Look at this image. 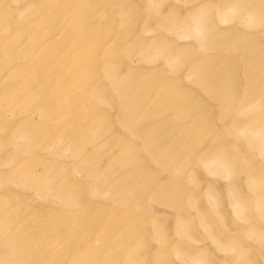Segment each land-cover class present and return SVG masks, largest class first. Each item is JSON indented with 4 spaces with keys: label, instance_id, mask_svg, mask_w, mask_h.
<instances>
[{
    "label": "rangeland",
    "instance_id": "1",
    "mask_svg": "<svg viewBox=\"0 0 264 264\" xmlns=\"http://www.w3.org/2000/svg\"><path fill=\"white\" fill-rule=\"evenodd\" d=\"M0 264H264V0H0Z\"/></svg>",
    "mask_w": 264,
    "mask_h": 264
},
{
    "label": "bare ground",
    "instance_id": "2",
    "mask_svg": "<svg viewBox=\"0 0 264 264\" xmlns=\"http://www.w3.org/2000/svg\"><path fill=\"white\" fill-rule=\"evenodd\" d=\"M251 39H248V42H250Z\"/></svg>",
    "mask_w": 264,
    "mask_h": 264
}]
</instances>
